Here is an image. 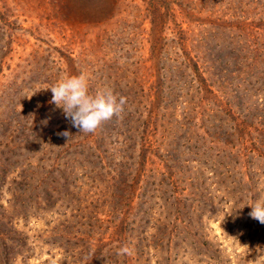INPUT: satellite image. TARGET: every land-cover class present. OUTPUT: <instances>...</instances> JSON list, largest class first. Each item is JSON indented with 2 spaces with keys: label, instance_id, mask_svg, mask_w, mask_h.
Instances as JSON below:
<instances>
[{
  "label": "rangeland",
  "instance_id": "rangeland-1",
  "mask_svg": "<svg viewBox=\"0 0 264 264\" xmlns=\"http://www.w3.org/2000/svg\"><path fill=\"white\" fill-rule=\"evenodd\" d=\"M255 1L0 0V264H264V224L247 206L264 198V95L252 92L261 65L250 61L264 60V18ZM186 21L197 43L205 27H216L213 45L232 29L238 68H251L239 92L220 96L181 67L195 103L178 92L167 69L189 49L177 33ZM251 27L262 36H247ZM82 72L90 94L126 98L109 132L79 133L45 90ZM238 106L247 116L232 122ZM141 135L165 149L180 135L188 168L173 199L165 185L143 193L159 162L141 163ZM201 198L213 210L199 216L189 206ZM126 244L133 254L117 255Z\"/></svg>",
  "mask_w": 264,
  "mask_h": 264
},
{
  "label": "trees",
  "instance_id": "trees-1",
  "mask_svg": "<svg viewBox=\"0 0 264 264\" xmlns=\"http://www.w3.org/2000/svg\"><path fill=\"white\" fill-rule=\"evenodd\" d=\"M256 2V6L258 8L259 13L261 14V17L264 18V0H260L259 1H255ZM244 12V10H243ZM248 13L251 14V12L248 10ZM186 22H182L178 25V30L177 33L179 35L178 38L180 39H184V38H190V28H185L182 29V25L187 23ZM264 24V22H263ZM216 27H205L204 28V32L205 35L202 36L201 41L202 43H197V40H193L191 38V40L189 39L187 43V45L189 46V49H187L188 47H186L187 49V53L185 54V57L182 61H172V64H176L179 63V65L177 66H171V70L167 69L172 78V80L175 82L174 85L178 86L177 83L179 85H181L178 88V92L182 94V96H184V98L186 97V95L188 96L187 101H189V103H195L196 99L193 98V89H192V83L190 84V82L188 80L186 81H181V77L184 75L180 74L179 68L181 67L183 70L189 69L191 71V75L192 77H196V81L197 83H199L200 85H202L205 89H208L210 91V86H214L215 88H221V89H215V92H217L218 95L220 96H224V95H228L229 97L237 92H239V88H240V84L239 82H237V80H240L241 75L244 73L245 68L246 69H251L248 67H245L242 70H239L238 65H239V57L236 51V46L238 44V40L236 41V39H233L231 36V30L232 29H227V33L222 30L224 32V38L227 37V40H224V43L220 44V45H213L210 41H209V36H214L216 35L215 33L217 32V30L215 29ZM235 29L237 28L236 26L234 27ZM247 29L246 27H244L243 25L237 28V31L239 33H241V30ZM253 28L251 27L250 29V33L247 31L246 35L250 36L251 34L254 36H258L261 37L262 35L257 34L256 31L252 32ZM264 30V28H263ZM193 37V35H192ZM215 37V36H214ZM264 38V35H263ZM196 51V53H195ZM198 54V55H197ZM257 54V53H256ZM254 54V55H256ZM253 55V56H254ZM251 57L250 61L253 62L255 61V58L257 57V59L259 60V64L261 65V69H259L258 71L260 73L259 76L257 77V81L253 83L254 89H253V93H256L257 91H260V93L262 95H264V60L262 58H260V55H257L255 57ZM241 58H245L247 59V54L241 56ZM254 60V61H253ZM176 62V63H175ZM175 69V70H174ZM179 72V76L175 75V73L177 74ZM188 75L190 76V74H185L184 77H188ZM177 76V77H175ZM191 77V76H190ZM191 77V78H192ZM236 79V82L234 83V80ZM190 80V79H189ZM192 80V79H191ZM193 81V80H192ZM234 85V87H233ZM174 86L172 88L167 87L165 93L167 94V96L172 97V95H174L173 92ZM159 90V89H158ZM160 91V90H159ZM189 92V95H188ZM181 96V97H182ZM174 97V96H173ZM176 97V95H175ZM248 98V97H247ZM171 102H174V99L171 98ZM185 103H187L186 101H184ZM163 107V106H162ZM194 107V105L192 106ZM239 109L238 113H243V114H238L237 116L236 113L232 112V116H231V120L232 122L237 121V120H243L240 118L244 116L246 117L247 115L242 111V107L238 106ZM127 108V107H126ZM164 108V107H163ZM231 115V114H230ZM163 117H166L165 115H162ZM239 116V117H238ZM173 117V111H170V113L168 114V118H170V122H177L176 119H172ZM185 118V117H184ZM116 120L117 117L111 118L109 120H107L106 122H104L101 127L106 130V131H111L114 127V125L116 124ZM157 118H155L154 122H156ZM182 135V134H181ZM183 138V137H181ZM187 138V136L185 137ZM146 139H144V137L141 135L140 137V141H142V144L140 145V150H141V163H145V161L147 159L152 158V159H158L159 165L156 168H153L152 171H154L152 173V175H150L151 177V181L147 182V188L144 190V194L147 195V193L149 192V190L155 189L156 187L165 185L167 187H169V193H170V199H173V197H171V190L174 188V185L181 180L180 176L187 171L188 165L184 167L185 171L183 170V164H188L186 161L184 160H179L180 156L183 155L184 153H182L183 148H184V144L181 143V139H180V135H177L176 137H174L171 141H167V145L169 146L168 149H165L166 146L163 143V141L161 139H157L160 140L159 142L157 141V143L155 145H153V142L150 141V143L145 144ZM187 145V144H186ZM197 149V148H196ZM199 155V153H198ZM130 159H134V156H129ZM124 159H122V162H120L118 165L121 169V166L123 165ZM164 163H168V165L163 166L161 164ZM205 165V163H203ZM161 165V166H160ZM207 165V164H206ZM124 166V165H123ZM160 166V168H159ZM166 167V170H164V168ZM131 168V167H130ZM204 171V169H201V171L199 170L198 172L200 174H202ZM191 171H189L190 173ZM193 172V171H192ZM124 173V172H122ZM130 173V172H129ZM194 173V172H193ZM138 177V176H137ZM188 179V178H187ZM193 180L195 181L196 179L193 178ZM200 180L198 179L197 182H199ZM202 202L200 203V206L198 207H191V205H187V207L189 206V210H191L190 212H194L195 210L198 212V215H204L205 213H211V211L213 210V208H211L209 205H207L205 203V200L203 198L200 199ZM167 201V200H166ZM147 201L145 200L144 202H142V204H147ZM161 240L158 239L156 242H160ZM154 250H158L159 249V245L156 243L154 244L153 247Z\"/></svg>",
  "mask_w": 264,
  "mask_h": 264
},
{
  "label": "clouds",
  "instance_id": "clouds-1",
  "mask_svg": "<svg viewBox=\"0 0 264 264\" xmlns=\"http://www.w3.org/2000/svg\"><path fill=\"white\" fill-rule=\"evenodd\" d=\"M45 90L51 91V102L62 108L72 127L85 134L94 133L104 121L119 116L127 102L125 97H118L110 89L95 95L90 94L88 76L83 72L64 77ZM60 135L69 137L70 133L65 131ZM247 206L251 208L249 216L264 224V198L253 200ZM133 251V248L126 244L118 249L117 255L131 256Z\"/></svg>",
  "mask_w": 264,
  "mask_h": 264
}]
</instances>
